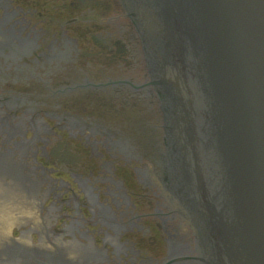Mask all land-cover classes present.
I'll list each match as a JSON object with an SVG mask.
<instances>
[{
  "label": "flooded vegetation",
  "instance_id": "obj_1",
  "mask_svg": "<svg viewBox=\"0 0 264 264\" xmlns=\"http://www.w3.org/2000/svg\"><path fill=\"white\" fill-rule=\"evenodd\" d=\"M148 82L120 0H0V157L41 213L53 200L52 222L70 220L55 240L69 236L86 259L56 264H196L156 184L165 154Z\"/></svg>",
  "mask_w": 264,
  "mask_h": 264
},
{
  "label": "water",
  "instance_id": "obj_2",
  "mask_svg": "<svg viewBox=\"0 0 264 264\" xmlns=\"http://www.w3.org/2000/svg\"><path fill=\"white\" fill-rule=\"evenodd\" d=\"M120 1L163 115L162 185L193 232L195 261L264 264V0ZM123 179L136 190L137 178ZM32 189L0 157V264L86 259L69 236L55 240L70 220L52 222L53 200L41 213Z\"/></svg>",
  "mask_w": 264,
  "mask_h": 264
}]
</instances>
